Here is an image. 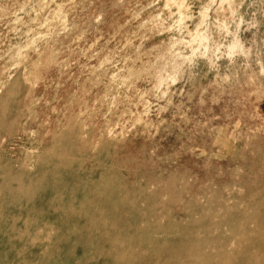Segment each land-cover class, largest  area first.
Masks as SVG:
<instances>
[{
    "label": "rangeland",
    "instance_id": "rangeland-1",
    "mask_svg": "<svg viewBox=\"0 0 264 264\" xmlns=\"http://www.w3.org/2000/svg\"><path fill=\"white\" fill-rule=\"evenodd\" d=\"M0 90V264H264V0H0Z\"/></svg>",
    "mask_w": 264,
    "mask_h": 264
},
{
    "label": "bare ground",
    "instance_id": "bare-ground-1",
    "mask_svg": "<svg viewBox=\"0 0 264 264\" xmlns=\"http://www.w3.org/2000/svg\"><path fill=\"white\" fill-rule=\"evenodd\" d=\"M172 1H176V0H172ZM225 1H226V0H225ZM202 21H203V20H202ZM239 25H240V24H239ZM224 26H225V25H224ZM197 35H198V34H197ZM198 36H199V35H198ZM198 36H197V37H198ZM198 38H199V37H198ZM194 39H195V38H194ZM202 39H203V38H202ZM205 39H206V38H205ZM201 41H203V40H201ZM201 41H200V42H201ZM188 43H189V42H188ZM194 43H196V42H194ZM202 43H203V42H202ZM202 43H201V44H202ZM196 44H197V43H196ZM235 44L237 45V42H236ZM231 46H232V45H231ZM237 46H238V45H237ZM239 46H240V45H239ZM239 46H238V47H239ZM199 47H200V46H199ZM232 47H233L232 50L234 49V50L236 51L237 47L234 46V45H233ZM198 50H199V49H198ZM207 50H208V49L206 48V50H204V51H207ZM195 52H196V51H195ZM233 52H234V51H233ZM193 53H194V52H193ZM235 53H236V52H235ZM206 54H207V53H206ZM216 55H217V54H216ZM232 56H233V55H232ZM39 57H40V56H39ZM188 59H189V58H188ZM3 72H4V71H3ZM3 72H2V74L4 75L6 72H5V73H3ZM8 73H9V72H8ZM2 77H3V76H2ZM12 77H13V76H12ZM10 78H11V76H10ZM8 80H10V79H8ZM1 90H2V89H1ZM1 90H0V91H1ZM68 126H69V125H68ZM68 126H67V127H68ZM69 128H70V127H69ZM64 129H65V128H64ZM64 129H63V130H64ZM65 130H66V129H65ZM106 131H108V130H106ZM106 131L104 132V134H107ZM108 132H109V131H108ZM62 134H63V133H62ZM62 134H61V133H60V134L57 133L56 135L59 136V135H62ZM109 134L111 135L110 132H109ZM109 134H108V136H110ZM58 136H56V138H57ZM102 136H103V135H102ZM103 137L105 138V136H103ZM58 138H59V137H58ZM108 138H109V137H108ZM112 138H113V137H112ZM112 138H111V140H112ZM109 139H110V138H109ZM209 199H210V198H209ZM252 222H254V221H252ZM236 237H237V236H236ZM237 238H238V237H237ZM239 238H241V237H239ZM119 241H120V240H119ZM231 241H232V240H231ZM234 241H235V240H234ZM234 241H233V243H234ZM114 242H115V241H114ZM194 242H195V241H194ZM230 243H231V242H229V244H230ZM233 243H232V244H233ZM225 244H226V243H225ZM229 244H228V245H229ZM232 244H230V245L232 246ZM235 246H236V245H234L233 247H235ZM121 247H122V246H121ZM225 247H229V246L225 245ZM225 247L223 246V248H225ZM233 247H231V248H233ZM213 249H214V248H213ZM213 249H212V250H213ZM228 249L230 250V247H229ZM220 250H221V249H220ZM116 252H117V251H116ZM203 252H204V250H203ZM205 252H206V251H205ZM119 253L121 254V252H119ZM201 254H202V253H201ZM227 254H228V253H227ZM123 257H124V255H123ZM121 260H122V259H121ZM258 260H259V259H258ZM119 261H120V260H119ZM122 261H123V260H122ZM197 262H198V258H197ZM220 263H221V262H220ZM224 263H225V261H224ZM226 263H227V262H226ZM228 264H229V263H228Z\"/></svg>",
    "mask_w": 264,
    "mask_h": 264
}]
</instances>
